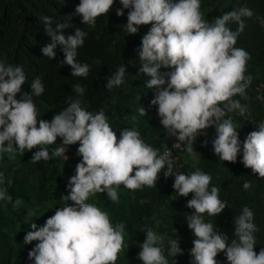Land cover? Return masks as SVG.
<instances>
[{
	"label": "clouds",
	"instance_id": "clouds-1",
	"mask_svg": "<svg viewBox=\"0 0 264 264\" xmlns=\"http://www.w3.org/2000/svg\"><path fill=\"white\" fill-rule=\"evenodd\" d=\"M114 2L80 0L73 14L81 17L82 24L95 25L97 18L107 14ZM119 3L122 7L116 9L117 16H123L124 9H128L127 22L122 25L127 34H136L139 26L151 23L137 49L138 71L148 77L145 87L154 93L149 106H157L159 122L172 135L173 143L158 154L159 150L146 143L135 128L120 130L118 139L103 109L93 114L76 99L50 121L38 119L33 97L45 92L44 83L37 76L31 81V92L22 93L21 86L26 81L23 66L0 59V159L3 154L15 159L17 151L24 154L25 149L36 148L31 157L33 162L49 160L65 155L67 146L76 142H79L77 154L82 157L75 174L68 178L67 194L61 197L68 203L56 208L43 225L34 222L29 226L32 230L24 236L25 244L37 241L28 252L29 261L31 264H116L124 247L125 224L114 226L106 211L87 202L89 197L101 192L116 203L121 185L129 190L155 187L158 177L171 175L175 192L185 197L192 194L186 203L195 210L186 218L195 237L189 250L190 264H218L215 257L220 252L224 253L227 264H264V247L258 254L254 251V233L258 229L252 209L247 205L242 208L235 219V238L229 242L227 234L214 228L211 221L206 222L203 215H219L227 206L219 198V187L209 188L211 175L200 169L187 175L175 172L182 165L176 151L185 148L192 153L195 138L206 135L204 130L214 126L215 137L211 141L214 154L222 161L233 163L239 154L240 162L253 175L264 178V121L241 141L233 123L235 115L231 113L236 109L241 115L246 112L239 100L231 98L245 95L252 80L250 74L245 75L250 54L235 44L244 30V18H251L253 10L242 6L209 22L200 10L201 0H119ZM67 18L55 22V27L53 17L40 18L51 37V43L44 45L41 52L52 59L59 45L63 53L60 63L71 66L72 77L87 78L90 65L77 60V55L88 32L75 27L74 34L66 35L64 30L71 27L70 17ZM229 21L236 22L235 31L228 26ZM126 71V65L118 66L107 77L105 87L120 86ZM262 84L256 92L264 100ZM74 87L77 93L83 92L78 85ZM137 111L141 116L146 114L144 106ZM246 119L256 123L254 117ZM57 137L62 141L50 156L47 146L55 143ZM6 179L0 171V200H11L3 187ZM7 183L10 185L11 180ZM251 186V181H244L245 190ZM21 202L17 198L14 203ZM144 233L146 238L137 254L142 264H169L163 236L152 228ZM168 245V255L172 258L183 254L177 239H170Z\"/></svg>",
	"mask_w": 264,
	"mask_h": 264
},
{
	"label": "trees",
	"instance_id": "trees-1",
	"mask_svg": "<svg viewBox=\"0 0 264 264\" xmlns=\"http://www.w3.org/2000/svg\"><path fill=\"white\" fill-rule=\"evenodd\" d=\"M79 2L0 0V59L23 66L26 81L21 86L22 93L31 92V81L37 76L44 83L45 92L33 97L38 119L50 121L55 113L76 99L93 114L103 109L118 139L120 130L135 128L142 139L161 154L172 145L173 137L160 124L157 106H149L154 95L153 89L145 87L148 77L138 71L140 59L137 49L151 23L139 26L136 34H127L122 25L127 22L128 9H124L123 16H117L116 9L122 5L119 0H115L109 12L97 18L95 25L82 24L81 17L73 14ZM242 6L251 8L254 15L244 18V30L235 44V47L244 48L250 54L245 75L250 74L252 77L245 95L236 94L231 98L239 100L246 108L244 115L238 109L231 112L235 115L233 123L241 141L258 127L259 122L264 121V100L256 92L258 85L264 82V0H201L200 4V10L209 22ZM45 15L53 17V27L55 22H64L70 17L71 27L64 30L66 35L74 34L75 27L88 32L77 55V60L90 65L87 78L72 77L71 66L60 63L63 53L59 45L52 59L41 52L44 45L51 43V37L40 19ZM228 26L233 31L237 28L234 21H229ZM120 65H126L124 82L118 87L106 88L107 77ZM76 85L83 89L82 93L76 92ZM20 95L18 93V98ZM142 106L146 110L143 116L137 111ZM247 116L254 117L256 123L246 119ZM204 131L206 135L195 138L192 153L186 152L185 148L176 151L182 165L175 172L187 175L200 169L211 175L209 188L212 185L219 187V198L226 201L227 206L219 215H203L206 222L211 221L214 228L227 234L229 242L235 238V219L241 214L242 208L247 205L252 209L258 229L254 233V251L258 254L260 248L264 247V178L253 175L251 169L240 162L239 154L235 163L220 160L212 150L214 126ZM61 141L62 138L57 137L55 143L47 146L50 156L52 149L58 147ZM78 146L79 142L68 145L65 155L38 162L31 160L36 148L25 149L24 154L17 151L15 159H9L8 154H3L0 171L7 178L3 187L11 200H0V264H31L28 252L37 241L25 244L24 236L32 230L29 228L32 223L43 225L56 208L68 203L61 197L67 194L68 178L75 174L76 164L82 159L77 154ZM7 180H11L10 185ZM245 180L252 184L248 190L243 188ZM173 183L174 176L170 175L167 178L158 177L155 187L142 186L129 190L121 185L117 189L119 201L116 203L101 192L89 197L87 202L106 211L114 226L121 222L125 224L124 247L116 264H142L137 254L146 238L144 231L147 228L163 236L164 254L169 264H174V260L176 264H190L189 250L193 247L195 237L186 218L195 210L188 208L186 203L192 194L180 196L175 192ZM17 198L22 200L19 205L14 203ZM170 239L178 240L183 254L173 258L168 255ZM215 259L218 264H227L223 252L218 253Z\"/></svg>",
	"mask_w": 264,
	"mask_h": 264
},
{
	"label": "built area",
	"instance_id": "built-area-1",
	"mask_svg": "<svg viewBox=\"0 0 264 264\" xmlns=\"http://www.w3.org/2000/svg\"><path fill=\"white\" fill-rule=\"evenodd\" d=\"M260 91H261V92L264 91V84H262V85L260 86ZM177 144H179V143H177Z\"/></svg>",
	"mask_w": 264,
	"mask_h": 264
}]
</instances>
